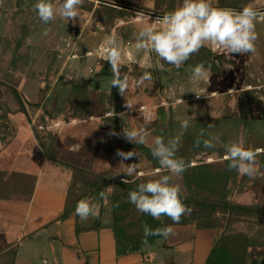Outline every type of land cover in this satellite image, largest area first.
<instances>
[{
  "label": "rangeland",
  "instance_id": "obj_1",
  "mask_svg": "<svg viewBox=\"0 0 264 264\" xmlns=\"http://www.w3.org/2000/svg\"><path fill=\"white\" fill-rule=\"evenodd\" d=\"M178 1L182 4V0ZM216 1L212 0L213 5ZM36 2H0V113L16 109L10 90V87H15L27 103L32 120L30 124L39 123L40 129L44 124L46 132L50 131L59 139L58 152L74 153L79 150L85 154L89 146L83 142L90 135L96 131L107 133L109 137L104 144L107 151H98L95 159L87 162V172L78 174V179H74L70 198L87 193V199L97 204L100 212L109 215L111 223L115 212H120L125 221L137 223L140 212L135 206L129 211L115 206L114 183L125 177L123 171L127 164L138 163V171L143 172L160 167L150 151L155 137L160 136L165 142L174 136L181 138L182 146L176 155L189 163L187 170L196 164L223 161L225 146L230 142L264 149V23L257 24L258 39L255 42L256 51L252 54L224 55L206 45L212 52L213 66H205V72L199 78H194L192 68L184 65L179 69L161 66L154 52L150 55L145 49H140L133 55L136 63L127 60L121 52L122 66L127 68L126 74L131 81L127 99L135 104L134 110L129 111L125 107V98L119 92L117 98L112 95L116 88L111 86L113 76H104L100 72L101 67H108L107 61L90 56L72 58L71 55H81L85 49L98 47L105 42L112 29L115 35H124L126 40L135 44V34L144 26L138 22L137 15L143 13L149 23L153 21V15L127 8L126 16L119 17L113 13L110 19L103 21L98 16L103 0H84L77 9L79 16L75 21L62 19L57 12L56 18L45 24L34 10ZM50 2L58 9L61 0ZM141 2L146 3L147 0ZM248 4L264 10V0H250ZM118 19L127 23L117 24ZM160 27L157 25V28ZM139 63H146L148 67L141 69ZM144 71L150 72L154 82L145 81L143 86L136 87L135 82ZM40 86L42 88L39 89ZM99 93L104 96V113H95L98 101L91 97L88 109L94 112L85 110L77 116L76 113L87 109L83 101ZM31 103L39 107L31 106ZM185 119L189 120L187 129L181 127ZM209 124L213 126L209 127ZM141 127L147 133L145 144H133L123 138L124 128ZM111 132L118 135H110ZM201 132L204 133L203 139L217 138L213 141L214 147L196 146L193 140L200 137ZM70 147L74 150H69ZM117 150H134L140 153L141 158L122 160L116 155ZM257 160L261 165L260 171L264 172V152L257 156ZM93 174H100L108 185L102 188L106 201L83 182L92 180ZM131 178L137 184L149 179L135 175ZM242 179L253 180L247 176H241ZM176 182L186 194L183 177ZM259 200L264 201L262 191ZM240 225L247 230L253 229L250 223L243 220L231 227L238 230ZM182 229L190 228L183 226Z\"/></svg>",
  "mask_w": 264,
  "mask_h": 264
},
{
  "label": "clouds",
  "instance_id": "obj_2",
  "mask_svg": "<svg viewBox=\"0 0 264 264\" xmlns=\"http://www.w3.org/2000/svg\"><path fill=\"white\" fill-rule=\"evenodd\" d=\"M83 2L84 0H61L57 9L50 0H37L34 10L38 18L45 24L53 21L57 12L62 19L75 21L79 16L77 9ZM137 20L144 26L135 34V48L154 52L160 60L179 69L206 45H210L212 51H219L224 55L254 53L256 51L255 42L258 39L256 28L258 23H264V10H258L251 4L236 10L228 7H216L212 0H182L180 6L151 23L145 20L143 13L137 15ZM158 24L161 25L160 28H157ZM45 35H47V31ZM88 55L91 56L92 53L89 52ZM99 55L102 60L110 64L113 73L111 86L116 87L119 94L125 98V107L129 111L134 110L135 104L127 99L131 83L130 77L128 74L121 75L123 60L120 43L115 35L106 38ZM127 59L136 63L131 54ZM138 65L141 69L148 67L146 63ZM204 72L203 63L192 68L194 78L201 77ZM145 81L154 82L148 71H144L136 80L135 86L141 87ZM189 126V120L185 119L181 122L182 128L187 129ZM208 126L212 127L213 125L209 124ZM110 135L118 134L111 132ZM203 136L204 133L201 132L195 142L197 147H200L201 144L204 148L215 146L213 141L217 139L216 137L203 139ZM146 137L147 133L143 127L131 130L123 129V138L133 144H145ZM181 146L179 136L171 137L167 142L157 136L150 151L160 167L143 172L138 171V163H131L124 168L125 177L134 175L149 177L146 182L138 184L136 190L128 194L129 201L138 212L150 215L154 219L167 216L174 224L179 223L182 216L191 213L192 208L184 203L181 185L176 182L190 166L182 157L176 155ZM225 147L226 152L223 160L229 162L230 170L234 169L239 175L247 176L250 179L264 178V172L260 171L261 165L257 160V156L264 152V149L246 147L242 142H230ZM69 150H74V147H70ZM116 155L122 160L133 157L140 160L141 158L140 153L134 150L128 152L117 150ZM151 177L156 178L152 179ZM127 182L126 178L122 180V183ZM100 197L107 200L104 192L100 193ZM75 212L82 220H87L89 217L98 216L99 206L88 199H82L78 201ZM172 234L171 225L154 230L147 226L144 227L145 237L160 235L168 238Z\"/></svg>",
  "mask_w": 264,
  "mask_h": 264
},
{
  "label": "crops",
  "instance_id": "obj_3",
  "mask_svg": "<svg viewBox=\"0 0 264 264\" xmlns=\"http://www.w3.org/2000/svg\"><path fill=\"white\" fill-rule=\"evenodd\" d=\"M111 1L153 6V0L145 4L142 0ZM113 35L112 29L106 38ZM115 36L121 39V47L126 40ZM130 50L133 55L140 51L135 44ZM9 118L13 132L6 144L0 138V170L33 175L35 183L28 201L0 198V264H205L214 240L222 231L220 228L169 224L173 234L168 238L162 236L139 250L126 252L117 242L110 216L104 212L99 210L97 217L87 220H82L75 211L60 218L71 172L43 156L32 126L22 113L11 114ZM260 178L241 180L234 170L227 183V199L245 205L258 203L264 186V179ZM183 226L190 229H182ZM238 230L251 233L241 225ZM13 245H17V250L12 262ZM261 261L264 245L249 247L244 264Z\"/></svg>",
  "mask_w": 264,
  "mask_h": 264
},
{
  "label": "trees",
  "instance_id": "obj_4",
  "mask_svg": "<svg viewBox=\"0 0 264 264\" xmlns=\"http://www.w3.org/2000/svg\"><path fill=\"white\" fill-rule=\"evenodd\" d=\"M250 0L244 2L240 0H217L214 6L216 7H228L236 10L242 9ZM122 6L129 9H137L142 12H149L158 16H164L165 14L173 11L175 8L181 5L178 0H153V6L146 8L132 3L130 1H111L103 0L99 5V18L103 21L110 19L113 13H116L119 17H124L128 14V11L122 8L114 6ZM125 39L124 35H121ZM126 40V39H125ZM158 61L161 66L165 68H176L171 64H167L164 61ZM108 63V62H107ZM203 63L204 66H213L212 52L208 47H202L198 54H194L186 63L185 67L193 68L195 65ZM101 67L100 72L104 76H113L110 68ZM128 72L127 68L121 66V75L123 76ZM13 99L16 103V109L13 112H7L6 114L0 113V138L3 144H6L12 136L13 126L10 120V115L15 113H22L26 120L31 123L28 110L26 108V102L22 98V95L15 87H10ZM112 95L117 98L118 89L115 88ZM91 97H95L97 100L98 108L95 113H104V96L102 93L93 94L87 97L83 104L87 106V109L79 111L77 116L81 113L91 112L88 109ZM34 107H39L37 104H30ZM99 110V111H98ZM42 120V119H41ZM44 121H42L43 123ZM37 124H31L32 131L36 142L38 143L43 156L68 169L71 172V181L68 187V195L65 203L63 213L60 218H64L67 214L75 211L78 201L87 199L89 194L82 193L76 197L70 198L69 192L73 190L74 179H78V174H85L87 168V162L93 161L98 151L105 149V139L109 136L107 133L96 131L93 135H90L83 143L89 146L87 153L76 151L74 153H65L64 151L58 152L60 147L59 139L56 135L50 131L46 132L44 124L40 129ZM197 140V139H196ZM196 140H193L194 142ZM86 141L90 143L86 144ZM83 145V146H84ZM83 148V147H81ZM107 151V150H106ZM67 152V151H66ZM79 152V153H78ZM228 161H214L212 163H200L186 170L183 177V185L186 188V194H183L184 203L192 208L189 215L181 217L179 223L175 225H187L193 224L198 228H220L222 229L219 236L214 240L212 249L205 261V264H244L247 249L251 246H263L264 245V201H259L256 204L245 205L238 204L227 199V183L230 179L231 173L234 169L230 170L228 167ZM92 180L85 181L84 183L89 185V188H94L93 192L100 193L102 188L108 186L103 182L101 175L93 174ZM122 178L128 180L127 183H122ZM35 183V176L9 171L0 170V198L6 199H18L28 201L31 197L33 187ZM114 204L120 210L129 211L134 205L129 201V192L136 190L138 184L136 180L131 177H121L114 183ZM264 190V188H263ZM262 192L264 193V191ZM120 215V212L114 213V221L112 228L114 229L117 242L123 245V249L126 252H133L142 248L145 244L153 243L154 240L160 238V235H151L145 237L144 227L147 226L150 229L164 228L166 225L174 224L173 221L167 216H162V219H154L150 215L140 213L137 223L132 221H125ZM245 221L253 226V229H249L251 233H246L233 229L231 226L238 221ZM261 229V231H260ZM17 250V245L12 246L11 259L14 261V256Z\"/></svg>",
  "mask_w": 264,
  "mask_h": 264
},
{
  "label": "built area",
  "instance_id": "obj_5",
  "mask_svg": "<svg viewBox=\"0 0 264 264\" xmlns=\"http://www.w3.org/2000/svg\"><path fill=\"white\" fill-rule=\"evenodd\" d=\"M119 8H122V9H125L126 11H128L127 8H124V7H119ZM151 15V14H150ZM163 16H156V15H153V21H155L157 18H162ZM126 20L124 19H118L117 20V24H120V25H124L126 24ZM159 25V24H158ZM73 33L76 32L75 29L72 30ZM105 43V42H104ZM104 43L102 44H99L98 47L96 48H93V49H85L84 52L81 54V55H77V54H72L71 57L72 58H79V57H89L88 53L91 52L92 55L90 57H95V58H98L99 60H102L100 55H99V52L100 50L102 49ZM123 44L121 45V52L124 54L125 58L127 59L128 55L132 54L131 50H130V47L132 46L133 43H131L130 41L126 40V41H123L122 42ZM146 53L148 54H152L153 52H150L148 50H146ZM128 60V59H127ZM104 61V60H102ZM42 128V127H41Z\"/></svg>",
  "mask_w": 264,
  "mask_h": 264
},
{
  "label": "water",
  "instance_id": "obj_6",
  "mask_svg": "<svg viewBox=\"0 0 264 264\" xmlns=\"http://www.w3.org/2000/svg\"><path fill=\"white\" fill-rule=\"evenodd\" d=\"M147 14H151V15H156V14H153V13H149V12H146ZM156 16H158V15H156Z\"/></svg>",
  "mask_w": 264,
  "mask_h": 264
}]
</instances>
